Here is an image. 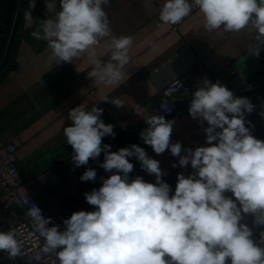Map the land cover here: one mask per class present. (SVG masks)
<instances>
[{
  "label": "clouds",
  "instance_id": "clouds-1",
  "mask_svg": "<svg viewBox=\"0 0 264 264\" xmlns=\"http://www.w3.org/2000/svg\"><path fill=\"white\" fill-rule=\"evenodd\" d=\"M44 3L47 18L31 36L46 42L50 68L86 54L91 65L87 77L119 87L126 78L133 38L112 36L107 61L95 50L111 35L104 10L111 7L110 0H59V10L57 0ZM34 7L35 0L30 5ZM194 8L207 32L252 33L247 51L259 59L264 51V0H163L158 19L176 25ZM24 19L28 27L36 23L31 10L25 11ZM101 101L124 106L118 97L105 96ZM254 108L248 97H237L219 80L213 83L204 77L192 94L188 113L203 129L206 146L193 149L172 143L174 120L164 115L144 118L142 142L156 155L170 151L181 168L191 166L189 174H177L174 190L163 179L160 161L145 148L132 144L112 151L102 142L116 135L114 125L101 119L104 109L95 104L70 109L71 124L63 128V135L72 148L71 162L87 166L90 159L99 162L103 153L98 166L110 173L100 178L98 189L83 194L94 210L73 212L62 219L61 229L30 203L25 210L30 228L0 230V253L15 260L28 254L26 244L40 239L43 243L31 261L54 256L52 264H264V140L252 134L246 126L251 121L245 118ZM260 115L264 117V111ZM129 158H135L155 182L139 175L130 178L134 164ZM96 179L97 172L90 167L80 176L84 182ZM248 217L251 226L245 222Z\"/></svg>",
  "mask_w": 264,
  "mask_h": 264
},
{
  "label": "crops",
  "instance_id": "crops-1",
  "mask_svg": "<svg viewBox=\"0 0 264 264\" xmlns=\"http://www.w3.org/2000/svg\"><path fill=\"white\" fill-rule=\"evenodd\" d=\"M11 1L1 0L0 5V24L7 30L0 49V76L8 71L0 81V134L5 142L17 147L22 177L29 182L30 191L46 217L63 229L62 219L69 218L73 212L94 210L83 194L98 189L100 178L110 175L98 166L103 162V153L99 162L90 159L87 166L75 167L71 162L72 148L66 143L63 128L71 124L69 110L81 104L89 109L94 104L104 109L101 119L114 125L115 137H104V144H110L112 151L132 144L145 148L150 157L160 161L165 173L163 179L174 190L177 174H189L191 166L181 168L179 158L171 156L170 151L156 155L142 142L139 134L146 127L144 118L153 114L163 87L179 75L188 76L197 86L204 77L213 83L221 82L222 73L248 53L253 34L246 30L223 35L207 32L196 8L175 29L158 19L163 0H110L111 7L104 10L110 20L111 35L96 47L98 57L109 59L112 36H131L134 43L125 80L119 87H108L87 77L91 65L86 54L73 63L62 62L50 68L46 42L31 36L40 20L47 18L44 0H35L33 9L30 8L33 0H16L7 24ZM27 10L32 11L36 21L31 27L24 19ZM105 96L120 98L124 106L116 108L101 101ZM255 119L254 115L250 116V121ZM247 126L256 138L264 140V135L257 133L259 127L252 122ZM177 141L184 148L206 146L205 133L198 121L190 117L188 109H178L171 136L172 143ZM129 159L134 164L130 178L139 175L155 182V177L144 172L135 158ZM173 163L177 164L176 168L172 167ZM89 167L97 172L95 182L80 180ZM251 219L245 221L249 226ZM260 230H254L257 239ZM0 257V264H14L6 253H0ZM17 258L23 264L22 258Z\"/></svg>",
  "mask_w": 264,
  "mask_h": 264
},
{
  "label": "built area",
  "instance_id": "built-area-1",
  "mask_svg": "<svg viewBox=\"0 0 264 264\" xmlns=\"http://www.w3.org/2000/svg\"><path fill=\"white\" fill-rule=\"evenodd\" d=\"M185 19L173 27L176 29ZM197 85L188 76L182 74L170 81L160 92V101L152 115H164L166 119L174 120L176 124L179 108L188 109L192 94L197 89ZM17 147L12 143L3 140L0 134V230H7L10 226L24 225L30 228V220L25 215V210L30 203L42 210V206L35 199L30 191L29 182L22 177L16 157ZM43 241L34 239L26 244L27 255L21 257L23 264H52L54 256H43L39 262L31 261L30 258L39 250ZM14 264H20L16 258Z\"/></svg>",
  "mask_w": 264,
  "mask_h": 264
},
{
  "label": "water",
  "instance_id": "water-1",
  "mask_svg": "<svg viewBox=\"0 0 264 264\" xmlns=\"http://www.w3.org/2000/svg\"><path fill=\"white\" fill-rule=\"evenodd\" d=\"M15 3L16 0L11 1L7 24L14 11ZM6 33V28L0 24V49L4 46ZM5 73L6 71L1 74L0 81ZM220 80L233 91L235 96L248 97L251 100L255 108L252 113H246L245 118L250 121V116L257 117L251 122L260 128L258 135H264V117L260 115V112L264 111V51H261L259 59L250 56L249 53L242 56L222 73Z\"/></svg>",
  "mask_w": 264,
  "mask_h": 264
},
{
  "label": "trees",
  "instance_id": "trees-1",
  "mask_svg": "<svg viewBox=\"0 0 264 264\" xmlns=\"http://www.w3.org/2000/svg\"><path fill=\"white\" fill-rule=\"evenodd\" d=\"M25 1H27V0H25ZM0 5H1V2H0ZM7 72H8V71L6 70V73H5V75L7 74Z\"/></svg>",
  "mask_w": 264,
  "mask_h": 264
}]
</instances>
